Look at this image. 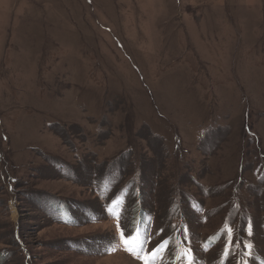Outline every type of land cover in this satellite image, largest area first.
Segmentation results:
<instances>
[{
	"label": "rangeland",
	"instance_id": "1",
	"mask_svg": "<svg viewBox=\"0 0 264 264\" xmlns=\"http://www.w3.org/2000/svg\"><path fill=\"white\" fill-rule=\"evenodd\" d=\"M182 242L264 264V0H0V264Z\"/></svg>",
	"mask_w": 264,
	"mask_h": 264
},
{
	"label": "trees",
	"instance_id": "2",
	"mask_svg": "<svg viewBox=\"0 0 264 264\" xmlns=\"http://www.w3.org/2000/svg\"><path fill=\"white\" fill-rule=\"evenodd\" d=\"M190 201V200H189ZM234 204H236V202L234 201ZM235 208H238L237 205H234ZM240 210H242L240 208ZM245 214V212H244ZM246 216H244L245 218ZM188 220H189V224L190 225H193L195 224L194 223V219H192V217H190V215H188ZM245 226H247L248 222L245 220V221H241ZM189 225V226H190ZM192 230V229H191ZM193 234V232H192ZM217 242V240H216ZM183 243V246H182V249H180V251H182L183 253V257H184V261H179L178 259H172L170 262L171 264H196L194 263V260H195V250L191 247V246H187L185 245V242H182ZM248 248V247H247ZM247 248H244L242 249L241 247L238 248L236 251L234 250L232 252V254L230 255L231 256H234V259H236V264H244L246 262H248V260L252 259V257L250 258L249 256V253H248V250ZM185 253L187 255H185ZM229 258V254L227 256H224V259L222 260L223 263L226 264V261L227 259ZM256 258V257H255ZM254 258V259H255ZM252 264H262V257H261V254L260 256L258 257V259L256 258L255 261L253 260V263Z\"/></svg>",
	"mask_w": 264,
	"mask_h": 264
},
{
	"label": "snow or ice",
	"instance_id": "3",
	"mask_svg": "<svg viewBox=\"0 0 264 264\" xmlns=\"http://www.w3.org/2000/svg\"><path fill=\"white\" fill-rule=\"evenodd\" d=\"M231 233H232V230H231V228H229L226 234L227 235H231ZM121 235L123 237L124 234L121 233ZM128 235L130 236L131 234L129 233ZM143 243H144L143 241L140 242L141 248H142ZM126 250H128L130 252H135L136 251L133 247L127 246V244H126ZM159 250L160 249H153V251L151 253H149V255L155 256L156 252L159 251ZM228 254H229V252H228V248L226 246L224 255L227 256ZM185 255H187V254L185 253ZM190 264H191V262H190Z\"/></svg>",
	"mask_w": 264,
	"mask_h": 264
}]
</instances>
